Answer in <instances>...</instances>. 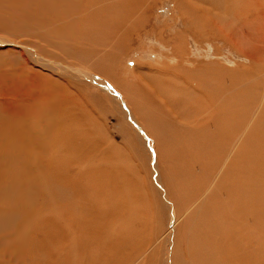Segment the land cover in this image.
I'll list each match as a JSON object with an SVG mask.
<instances>
[{
  "label": "bare ground",
  "instance_id": "bare-ground-1",
  "mask_svg": "<svg viewBox=\"0 0 264 264\" xmlns=\"http://www.w3.org/2000/svg\"><path fill=\"white\" fill-rule=\"evenodd\" d=\"M65 1L0 0V32L5 33L8 31L7 33L10 35L30 34L33 32L38 38L47 36L52 39V43L45 45L43 42L39 43L38 40V43L32 41V35L28 36L29 38L26 42H28L27 44L30 47H34L36 54L26 50L28 55L21 53V58H23L21 61L25 65L24 68L28 67L29 72L35 76L29 77V75L24 73V69L11 65L10 68L13 70L0 72V89H3L2 94L5 93V95L0 94V98L1 96L4 97L3 105L6 108L15 109L20 107L22 111L24 106V109L26 107L30 108L31 113L34 115V117L32 116L33 118L25 119L24 115L27 113H24V118L20 121L22 129L20 131L23 134L4 133L2 135L9 141V148L22 144L20 138H23L22 147H28L29 150H27L33 154L24 155L23 160V165L26 168L25 175L28 176L29 181L27 178L25 180L29 182L28 184H31L26 188L27 192L31 193L30 196L40 194L38 192L40 189L34 184L38 186L44 183L46 173L50 172V169L48 170L47 168L49 162L53 160L54 163L61 164L60 158L68 163L70 162V165H67V170L69 169L68 171L73 176H67L66 179L63 177L64 175L60 174V168L62 169L64 166L59 167L51 162L54 164V168L56 166L59 167L52 173L54 172V175L60 181L58 185L52 188L53 182L58 180L48 181L45 185L47 188L49 187L47 190L51 189V191L50 193L48 192L49 194H44L46 201L51 200L52 203L57 204L61 202L62 198L64 200L70 199L79 208L77 211L74 210L72 215V211H70V214L67 211L71 215H68L70 218L67 217V213H65L66 215L63 214L64 209L62 208L63 211L60 213L65 215L68 220L66 219L63 224L60 223L61 225H58L57 221L55 222L54 218L53 220L51 218V216L58 214L57 207L55 208L56 210L49 208L51 212L48 214L52 221L47 219L46 216L47 222L50 220L56 232L57 230L61 232L62 227L66 229L65 224L76 228V238L68 237L65 240L66 244L71 240L69 246H66L61 240L63 243L62 247L71 246L69 249L70 255L74 258L70 260L62 259V262L67 264H100L99 261L103 256L102 249L111 240L120 242V235L123 231L126 232L128 240H132L135 233L137 241L143 243L141 239L144 235H147L148 241L150 234H158L159 231L165 230L168 232L164 233L163 237L161 236L166 247V254L163 253L165 256L163 264H188L187 261L191 262V264H264V15L262 12L263 16L259 15V12L253 13V18H250L253 19V23L249 26V32L247 30L246 33L242 32L244 28L240 32L238 31L239 28H236L238 32L228 31L230 30L229 28L228 30L218 28L219 30L216 29L215 31L214 22L212 23L213 20L211 19L215 12L210 9L208 10V16H204L200 10L204 8L202 5L201 8H196L190 5L191 2H186L185 7L194 15V20L202 29V35L210 40L220 38L231 50L237 52L239 58L244 62L238 68L221 69L218 65L213 67V65L204 66L202 64L193 69L194 71L189 72L188 70L169 69L174 75L176 72V76L182 74L184 79L186 78L189 82L187 87L192 89L194 95L202 98H200L201 102L203 101L202 103H192L189 106L184 101V105H182L187 109V112L192 113V116L188 117L186 113L176 110L175 105L177 104L167 98L173 96L162 94L165 90L162 87H156L155 79L153 80V78H151L152 80L149 78L150 83H148V87L142 97L139 95L142 103L147 108L145 109L143 106L144 111H140L135 105L131 106L133 100H137V98L134 99L135 96L132 95L129 89L121 93L112 90L110 96L106 91L107 89H101L100 86L94 84L96 78L85 77V74L80 73L82 70L78 67L85 64L88 68L92 67L93 72L96 71L100 76L104 77V79L99 77L98 81L107 82L106 78L109 77L108 74L112 70L110 65L115 64L114 61L116 58L118 59L119 51L123 47L125 48V44L132 37L131 35L142 25L145 14H147L145 13L147 3L155 0H116L119 4L118 7L123 12V16L119 20L110 14L111 9L109 10V8L112 7L113 0H79L80 3H74L77 5H71V3H65ZM223 2L227 3L229 8H231L230 4L234 5L230 0ZM256 3L258 2L256 1ZM262 3H264L263 0ZM32 4H34L33 9ZM57 4L61 5L60 8ZM219 5L221 4H216L214 7L216 12L221 10ZM75 7L78 8L76 9ZM57 9L58 11H56ZM206 10L204 11L207 12ZM226 11L231 12L233 10ZM242 12L244 13V11ZM243 13L241 16H243ZM61 17L64 22H61ZM218 17L219 15L217 14ZM255 20L257 24L254 23ZM249 22L239 18L227 26L238 23L241 26H247ZM104 24L105 28L103 27ZM68 27L74 28L72 32H69L73 33L72 35L69 34L70 36H66L64 33V28L69 30ZM256 28L257 30H255ZM34 29H37V32ZM105 31L110 32L112 36H104ZM103 39H107L108 43L100 42ZM198 42L200 41L198 40ZM244 43L248 44L247 48H245L246 45L244 46ZM172 50L173 54L180 56L185 61L187 57L185 58V54L179 52L178 45H174ZM9 53L14 54L13 51ZM83 54H85L86 58L81 63ZM47 57L52 61L65 63L64 65L66 66L62 67L52 63ZM156 67L151 69L156 70ZM78 70L79 72H77ZM49 73L54 74L58 78L57 87L64 88L62 90L64 92L67 91L66 96H59L56 93V87L54 89L53 85L49 84L48 87L51 90L54 89L53 91H40V88H44L43 85ZM95 75L94 73L91 76L96 77L97 75ZM152 76L154 77V74ZM213 76H215V79H213ZM252 79H254V82H251L253 81ZM29 82H34L33 86H29L30 88L28 89L25 87L27 90L22 87L25 91L19 90L23 84ZM6 84L19 85L18 87H11ZM175 84L174 82L170 86L166 85V83L163 85L164 87L172 88ZM92 85L95 90H88ZM76 89L80 90V95H74ZM180 91L184 92L183 90ZM194 95L192 94L193 98L195 97ZM186 96L188 97V94ZM121 97L124 98L125 104ZM177 98H180V95ZM61 99H63L64 105ZM178 101L180 100L178 99ZM2 102L0 101V103ZM169 111L174 112L175 115L173 117L168 116ZM49 113L51 116L48 115ZM89 113H92V117H89ZM10 114L12 113L10 112ZM61 114L62 116L66 114L65 117L70 116L63 120L72 121L73 126H70L71 130L67 134H65L66 131L64 130L65 133L59 136L56 134L60 133L56 132L61 130L55 131V129L59 124ZM47 115L50 117L45 118ZM114 115L118 120L121 119L119 121L121 124L120 128L124 125L126 131L129 132V137L126 133L123 140L124 144L126 143L125 149L130 150V159L139 158L140 166L143 167L144 173L150 177L151 181L149 180V182L151 185H149L152 187L151 189L154 192L157 190L160 192L161 190L164 193L163 200L166 203H164V207L168 208L171 215L167 225L168 229L164 228V230L158 231L155 229L157 227L148 222V217L150 216L148 209L150 206L147 208V203L145 202V200L149 202V192L146 190L148 186L136 185L129 178L134 175V172L131 169L129 170L128 166H121L122 164L113 162L122 153L118 155L120 149L114 146L113 143V148L111 145L106 144V140L101 136V130H104V121ZM42 122L43 124H41ZM26 123H31L28 131H26ZM67 123L65 122L63 125L68 127ZM44 124H46V127ZM52 126L55 127L53 132L56 134L54 135L51 131V135L48 136L46 132ZM143 128H147V133L143 131ZM159 131L164 132L162 137L158 134ZM32 133L45 137L43 140L47 141L44 142L49 146L51 153L50 151L48 153L50 154L41 153L40 138ZM89 142L94 146H92L93 148L88 147ZM6 145L3 144V147L0 146V148L7 154V160H9L11 151H8V146L5 148ZM68 145L69 149L75 151V155H73L74 164H71L70 160L67 161L69 154L73 152L66 153V149L63 152L66 154L65 159H62V149L64 150L62 147L65 146L67 148ZM18 148L20 147L18 146ZM56 149L58 154L54 159H51ZM24 150L27 151L26 149ZM49 156L50 159L46 162V158ZM122 157L120 158L123 160L126 158ZM1 163L0 177L10 185L12 182L8 180ZM20 163L21 161L16 166L20 165ZM122 163L125 162L123 161ZM151 164L156 166L152 167ZM114 165L119 170H116ZM67 170L66 172H68ZM112 173L117 174L118 177L114 178L111 176ZM50 177L51 175L48 179ZM93 179H97L98 183L96 184L95 182L94 185ZM69 188L72 190L73 196H68L69 193L67 194L66 189ZM41 190H44V188ZM118 195L136 200H129L128 202L125 200L127 202L126 205L124 204L126 208L122 210L124 205L121 208L119 204H116ZM51 201L49 202L51 203ZM69 202H67L68 206L70 205ZM63 205H65L64 202ZM159 205L161 206V203ZM68 206L65 207L68 209ZM41 207L39 203L34 204L32 208L29 207V210L25 211L27 214L23 212V214H26L23 219L36 216L40 213ZM84 208H86V213L85 211L83 213ZM151 209L155 211L153 205H151ZM43 210H46V208H43ZM195 210L197 211L195 212ZM117 211L119 214L123 211L124 216L121 214L119 218H112L113 213ZM184 211L188 214L187 219L185 223L182 220L183 224H179L177 217L180 215L177 217L175 215L183 214ZM0 215H4V209L0 210ZM112 219L116 221L113 220L114 222H112ZM114 227L116 228L115 230ZM88 228L91 230L92 228H95V230L101 229L100 238L104 239V241L99 243L97 238L92 239L91 235V239L87 238ZM180 229L182 234L178 232ZM159 235H163V233H159ZM181 235L187 236V239H181ZM56 236H58V233ZM57 238H60V236L55 237V240ZM155 238L153 237V240ZM89 243H92L96 248L90 247ZM86 244L88 246H84ZM88 248L91 250L88 251ZM49 249L45 254L48 253L49 257H54L57 251L52 249V247ZM57 254L62 258V250H59ZM149 262L151 261L149 260Z\"/></svg>",
  "mask_w": 264,
  "mask_h": 264
},
{
  "label": "rangeland",
  "instance_id": "rangeland-1",
  "mask_svg": "<svg viewBox=\"0 0 264 264\" xmlns=\"http://www.w3.org/2000/svg\"><path fill=\"white\" fill-rule=\"evenodd\" d=\"M71 1L72 0H66L65 3L66 2L67 3H71V5L72 4L73 5H77L78 3H80L79 0H73L72 2ZM195 1L194 0H185V1L184 0H155L153 2L147 3L146 9H145V13H147V14H145V18L143 20L142 25L139 26L137 28V30L131 35L132 37L130 38L128 43L125 44V48L123 47V49L121 51H119V54L117 56L118 59L116 58V60L114 61L115 64H111L110 65L112 70H110L111 72L108 74L109 77L106 76L107 77L106 78L107 82L106 81H98L99 77H100V79H104V77L100 76L95 70H94L95 72H93V68L92 67L88 68V66L86 64L83 65V66H78V67H80L79 69L82 70V72H80V73L85 74V77L87 76V78H90V79L96 78V80L94 79L95 80L94 84L96 86H100L101 89H104V90L107 89L106 91H107V93L110 96H111V91L112 90H114V91L116 90V91H118V93H121L122 91H126V89H129L130 92H132V95L135 96L134 99L137 98V100H138V101L137 100H133V103L131 104V102H130V104H131L132 107L135 105L137 107V109L140 110V111H144V107H145V105L142 103L140 98L142 97V94L145 93L144 91L147 89L148 83H150V79L153 78V80L155 79L154 81L156 83V87L159 86V88L162 87L163 90H165V91L162 92V94L173 96V97H167V98H168V100H170V101H172V102L177 104V105H175L176 110L180 111V112H184V113L187 114L188 117H191L192 113L191 112H187L186 111L187 109H185L184 106H183L184 105V101H185V104H187V106H189L192 103H195V104L200 103L202 98L200 97L201 98L200 99L197 95H194V92L192 91V89L187 87L189 82H188V80H186V78L184 79L182 74L180 76L179 75L176 76V72H175V75H174L171 72V70L172 69H176V70H180V71L181 70L182 71H187L188 70V72H189V71H192L193 69H196L198 67V65H202V64H204V66L213 65V67L215 65H218L221 69L238 68L239 65H242L244 62H243V60H241V58H239V55L237 54V52L231 50V48H229L227 46V44L225 45L224 44L225 42H223L220 38L217 39V40L216 39H211L210 40V39L206 38L204 35H202V29L197 25L196 20H194V15H192L191 11L188 8L185 7L186 4H187L186 2H191L190 5H192L193 7H196V8H201V5H202V7H204L203 8L204 10L207 9L206 10L207 12H205L202 8L200 9L201 12L204 14V16H206V15L208 16V10L212 9L215 12L214 16H211V19L213 20L212 23L214 22L213 23L214 24L213 27H214L215 31L218 28L219 29H226V30H228V28H229L230 30H228V31H235V32L239 31L240 32V30L242 28H244L242 30V32L246 33V30H247V32H249V30H250L249 26H250V24L253 23L252 22L253 19H250V18H253V13L259 12V15H261V16L264 15V3H262V0H234V1L230 0L234 4V5L230 4L231 8L228 7L227 3L223 2L225 0H211V2H210V0H208L209 2L207 0H195ZM204 1H206V2H204ZM256 1L258 3H256ZM75 2L77 4H74ZM115 2H116V0L112 1V4H111L112 7L109 8V10L111 9L110 10V12H111L110 14L112 15V17H115V19L119 20V19L122 18L123 12L118 7L119 6L118 2H116V3ZM263 2H264V0H263ZM34 4H32V9H33ZM216 4H221L222 5V6L219 5L221 7L222 12H221V10H219L218 12L215 11L214 7H215ZM57 5L60 8L61 5L60 6H59V4H57ZM79 5H81V4H79ZM180 6H182V7H180ZM251 6H253V7H251ZM75 8L77 9L78 7H75ZM183 10H185V11H183ZM226 10H233V11L227 12ZM56 11H58V9ZM242 11H244L245 14ZM261 12H262L263 15L261 14ZM242 13H243V16H241ZM217 14L219 15L218 18H217ZM183 15H184V17L182 18ZM49 16L52 17L51 14H49ZM215 18H217V19H215ZM239 18H243V19H245V21L248 20L250 22H249V24L247 26H241L239 23L236 24V25H230L231 27L227 26L228 24H230V23H232L234 21H237ZM60 19H61V22H64L62 17ZM254 23L257 24V21L255 20ZM261 25H263V24H261ZM236 26H238V27H236ZM63 27H64V23H63ZM103 27L105 28V24H104ZM192 28H193V30H191ZM236 28H239L238 31H237ZM72 29H74V28L70 27L69 30H67V28L66 29L64 28V33L66 34V36H70L69 34H71V35L73 34V33H69L70 31L71 32L73 31ZM255 30H257V28ZM34 31L37 32V29H34ZM7 32H5V33L0 32V43H1V45H0V54H2L1 57H0V72L13 70L12 68H10V66L12 65L14 67H20L22 70L24 69L23 70L24 73L29 75V77H34L35 75L33 73L31 74L29 72L28 67L24 68L25 65L21 61L23 59V58H21L22 57L21 53L25 54V55H28V52L26 50L30 51L33 54H36V50L34 49V47L31 46L32 47L31 48L27 44L28 42H26V41H28V38H29L28 36L32 35V37H31L32 41H34L36 43L43 42L45 45H47L48 43H52V39L48 38L47 36L38 38L37 36H35L33 34V32H31L30 34L29 33L28 34H19V35H22V36L15 35V34L14 35H10ZM180 34H182V35H180ZM108 35L112 36L110 34V32L105 31L104 32V36H108ZM195 35H196V37H195ZM201 35H202V39H201ZM180 36H181V38H180ZM187 36L190 37V39H188ZM37 40H38V42H37ZM172 40H174V41H172ZM198 40L200 42H198ZM74 41H75V39H74ZM202 41H204V42H202ZM21 42H23V43H21ZM100 42L108 43V40L107 39H103ZM174 45H178L179 46V52H182V53L185 54V58L187 57L185 59V61H183L180 56L173 54V50L172 49L174 48ZM183 45H184V47H183ZM245 45H246L245 48H247L248 44L244 43V46ZM157 47H158V49H157ZM151 50H153V51H151ZM158 50H159V52L157 53ZM10 51H13L14 54L9 53ZM85 58H86V56H85V54H83L81 63L83 62V60ZM6 59H8V60L6 61ZM47 59L50 60V58H48V57H47ZM50 61L52 63L61 65L62 67L66 66V65H64L65 63H59V62H55V61H52V60H50ZM64 61H67V60H64ZM157 61H159V62L157 63ZM178 62H180V63H178ZM181 63H183V64H181ZM158 64H159L160 68H159ZM147 65H148V67H147ZM140 66H141V68H140ZM156 66H158V67H156ZM155 67H156V70H153V69H155ZM146 68H147V70H145ZM151 68H153V69H151ZM169 69H171V70H169ZM161 70H163V71H161ZM40 71H42V70H40ZM154 71H156V72H154ZM77 72H79V70ZM148 72H150L149 75H147ZM94 73L98 77L96 75H95L96 77L91 76V75H94ZM153 74H154V77L152 76ZM170 75H172V76H170ZM53 76H54V74L49 73L48 74V78H46V79L43 78V79L46 80L45 81L46 85L44 84L43 85L44 88H40V91L50 92V91H53L55 89V87H56V91H57L56 93L59 96H62V95L66 96L67 91L64 92L62 90L64 88H58L57 87L58 84H56V83H58L57 82L58 78L56 76H54V77ZM160 78H161V80L164 83L160 80ZM43 79H41V80H43ZM116 79H118V80L116 81ZM156 79H158V80L156 81ZM213 79H215V76H213ZM252 80L253 81H251V82H254V79H252ZM141 82H142V84H141ZM143 82H144V84H146V83L147 84L144 85ZM174 82L176 83L174 85V87H172V88H168L167 86L164 87L165 83H166V85L170 86L171 84L173 85ZM33 84H34V82L33 83L29 82L27 84H23L20 87L21 89L19 88V90L25 91L28 88H30L29 86H31V85L33 86ZM48 84L51 85V86L53 85L54 89L51 90L48 87ZM6 85H10L11 87H15V86L18 87L19 84H16V85H14V84H6ZM22 87L25 90H23ZM164 88H166V89L168 88L169 90L168 89L166 90ZM179 88H180V90H183L184 92H181L179 90ZM188 88H189V90H188ZM91 89L95 90L93 85L91 87H89L88 90H91ZM2 90L3 89H0V94L1 95H5V93L2 94ZM95 93H97V92H95ZM175 93H177V94H175ZM76 94L80 95V90L79 89H76V93H74V95H76ZM178 94L180 95V98H177V97H179ZM187 94H188V97L186 96ZM192 94L195 96L194 98H193ZM81 95H83V94H81ZM139 95H141V97H139ZM3 98H4L3 96H1V98H0V101L1 102L3 101L2 103H0L1 104L0 105V144L1 145L0 146L3 147V144H7L5 146V148L8 146L7 149H8L9 152L11 151L9 153V156L11 158L9 160H7V154L4 153L2 151V149L0 148V162H2L1 164L3 165V171H4L5 174H7L8 180L10 182H12V183L9 185L6 181H3V178L1 179V177H0V210L4 209V215L3 216L0 215V264H67V263L62 262V259L63 260H70V259L74 258V257H72L70 255V250L69 249H70L71 246L70 247H62V246H63V243L66 244L65 240L68 237L72 238V239L76 238V234H75L76 233V228L73 227L72 225L65 224L66 229H64V227H62V231L61 232H60V230H57V232H56L55 231L56 229L54 230V228H55L54 225L51 224V222H50L51 219H50V215L48 213L51 212L50 209L56 210L55 208L57 207V210H58L57 213L58 214L60 212H62L63 209H64L63 214L67 213V217L70 218L69 216H71L73 214L74 210L77 211L79 208L77 207V205L75 203H72L70 199L69 200H66V199L64 200L62 198L61 202L60 203L58 202L59 204L58 203L54 204V202L52 203V201L49 200V201H51V203H50L49 201H46L44 199V194H49L50 191H51V189L47 190V189H49V187L47 188V186L45 185L48 181L51 182V180L52 181L58 180V181L53 182L54 185H52L51 188L54 187L55 185L59 184L60 180L58 178H56V176L54 175L55 170L58 169L59 167H62V166H64L63 168L64 169L66 168V170H67V168H68L67 165H70V162L68 163V162H66V160H61V158H60L61 164L60 163L57 164V163H54L53 160H52L51 161L52 163H54L55 165L59 166V167L56 166L55 168H54V164L49 162V164H48L49 166L47 168H48V170L50 169L51 174H50V172L47 171L48 173H46V176H45L46 178L44 179V183L41 184V185H38L40 188L36 184H34L38 189H40V190L37 189L38 192H40V194L39 195L35 194V195L30 196L31 193L29 194V192H27L26 188H28L31 184H28L29 182H27L28 176L25 175L26 168L23 165V160H24V155H29V154L33 155V154L31 153V151H28L29 150L28 147H24V148L22 147L23 146V142H24L23 138H20L22 140V144L18 145L20 148H18V146H14L12 148H9V141L7 140L6 137H4L2 135L4 133H7V134H10V133L11 134H13V133L14 134H17V133L18 134H23V132H21L22 129L20 127L21 119L24 118V117H26L25 119H30V118H33L34 115L31 113V109L30 108L28 109L26 107V109H27V111H26V109H24V106L22 107V111L23 112L20 110L21 109L20 107L19 108L18 107L15 108L16 110L15 109H10V108L7 107L8 109H10L8 111L6 106L3 105V103H4V99ZM121 99H122L123 103L125 104L124 98L121 97ZM121 99H120V101H121ZM178 99L180 101H178ZM186 99H187V101H186ZM197 99L199 100L198 102H197ZM61 100H62V104L64 105L65 103H64L63 99H61ZM177 107H179V108H177ZM145 109H147V108L145 107ZM10 112L12 114H10ZM24 113L25 114L27 113V114L24 115ZM170 113H171V115H170ZM23 115H24V117H23ZM48 115H50V113ZM48 115L45 118H48V117L51 116V115L50 116H48ZM88 115H89V117H92V113H89ZM174 115H175L174 112L169 111L168 116L173 117ZM65 116H66V114H63V116L61 114V118H60L59 124H58V126L59 125L60 126L59 127L57 126L58 129L57 128L55 129L54 126L48 128V130L46 132L48 136L51 135V131H52V133L54 135L59 132L60 134H56V135L60 136L62 133H65V131H66L65 134H67L71 130V127L73 126L72 125L73 122L72 121L69 122L67 120L64 121L65 119H67V117H70V116H67V117H65ZM147 119H148V116H147ZM13 120H14V122H13ZM32 120L36 121L34 119H32ZM41 120H43V118H41ZM120 120L121 119L118 120V118L114 115V116H110L106 121H104L105 122V126H104V130H101V136L103 137V139L106 140V144L107 145H111V147L113 148V146H112V143H113L114 146H116L117 148L120 149L118 155H120L122 153L121 155L124 156V158L126 157L123 160V159H121L123 157L120 155L121 158L120 157H118V158L116 157V159L113 162H118V163L122 164L121 166H128V169L129 170L131 169V171L134 172V175L132 177H129V178L131 180H133V182L136 185L139 186L140 184H142L144 186L145 185L148 186V188L146 190L149 192V195L152 194L150 196L148 195L149 202L147 200H145V202L147 203L146 204L147 208H149L148 206H150V208L148 209L150 211V216L148 217L149 224H153L155 227H157L155 229L158 230V231L159 230H164V228L168 229L167 225L169 223L171 215H170V212H169L168 208L164 207L165 204H166L165 201L163 200V194L164 193H162L161 190H160V192H158V190L156 192H154L151 189L152 187L150 186L151 184L149 182L150 177H148L144 173V170L142 169L143 167L140 166L139 158H137V159H132L131 158L130 159V157H131L130 150L125 149L126 148V143L124 144V140H123L125 138L124 136L126 135V133H127V136L129 137V132L126 131V127L124 125H122L121 128H120V125H121L120 122H119ZM62 122L64 124H65V122L66 123L68 122L67 125H68L69 128L64 126ZM60 123H62V124H60ZM41 124H43V122ZM25 125H26V128H27L26 131H28L29 128H30L31 123H26ZM44 126L46 127V124H44ZM53 129H55V131L60 129L61 131H57L55 133V132H53ZM143 131H145V133H147L146 132L147 128H145V129L143 128ZM158 134L162 137L164 135V132L163 131H159ZM33 135L38 137V138H40L39 141H40V144H41L40 145V148L42 150L41 153L42 154H44V153L50 154L51 151L49 149V146L47 145V143H45L47 141L43 140L45 137L44 136L41 137L40 134H33ZM10 145H12V144H10ZM69 145L67 146V148L69 147ZM92 146L93 145L89 142L88 147L90 148ZM46 148H48V149H46ZM62 148H64V150L62 149V153L65 152V149H66V153L73 152V153L69 154V159L67 161L70 160L72 162L71 164H74L73 161L75 159H74L73 155H75V151H73L72 149H69V148L67 149V148H65V146H63ZM24 149H26V150L28 149V150L25 151ZM12 150H13V152H12ZM49 151H50V153H48ZM57 154H58V150L56 149L54 154H53L54 156L51 159H54ZM65 155L66 154L63 153L62 159L65 157ZM50 156L48 158H46V162H47V160L50 159ZM19 161H21L20 165L16 166V164ZM123 161L125 163H122ZM141 163H143V162L141 161ZM136 164H138V165H136ZM134 166H136V167H134ZM155 166L156 165H152V167H155ZM114 167H115L116 170H119V168L116 165H114ZM133 167H134L135 170L133 169ZM63 168L62 169L60 168V174L64 175L63 177L65 179L67 178V176L68 177L69 176H73V174H71L68 171L69 169L67 170L69 172L68 173ZM69 168H70V166H69ZM13 169H15V170L13 171ZM51 169H53V170H51ZM52 171H54V172L52 173ZM50 175H51L52 178L50 177L51 179L50 178L48 179V177ZM52 175H54V176H52ZM111 176H113L114 178L118 177V175L114 174V173H112ZM25 178H27V180H25ZM93 181H94V185H95V182H96V184L98 183L97 179H93ZM25 182H27V183H25ZM200 183H201V181H200ZM21 185H23V186H21ZM42 187L44 188V190H41V189H43ZM141 189H143V188H141ZM66 191H67V194L69 193L68 196H71V195L73 196V192H72V190L70 188L66 189ZM152 197H155V198L152 199ZM158 197H160V198H158ZM126 198H128V199H126ZM125 200H127V202H128L129 200H133L134 201L136 199L118 195L116 197V204H119L121 206V208H122V205H124V204L126 205V203H127ZM68 201H70L69 202L70 203L69 206H68V203H67ZM63 202H64L65 205H63ZM36 203H39V205L42 206L44 209L46 208L47 211L43 210V208L41 207L40 209L43 212L40 210V213H39L40 215L37 214L36 216L35 215L31 216L32 219H31V217H29L27 219H23V217H25L26 214H27L25 211H28L29 207L32 208L33 205L36 204ZM160 203H161V206L159 205ZM77 204H78V202H77ZM50 205H53V206H50ZM125 205L123 206L122 210H124L126 208ZM151 205H153V208H155V211L151 209ZM65 206L66 207L68 206L69 208L67 209ZM59 209H60V211H59ZM71 209H73V210H71ZM67 211L69 212V214L71 213L70 211H72L71 215H69ZM84 211H85V213L87 212L86 208L83 209V213H84ZM196 211L197 210H195V212ZM23 212H25L26 214H23ZM155 212L157 213L156 215H155ZM114 213H113V217L112 218H115V217L119 218L120 217L119 215L123 214V211L120 214H119L118 211L116 212L117 214L116 213L114 214ZM58 214L54 215V216H51L52 220L54 218L55 222L57 221L58 225L63 224L64 221H66V219L68 220V218L65 216L66 214L63 215L62 213H60L61 215L59 214V216H58ZM187 215L188 214H186V211H184L183 214H180V213L176 214L175 217L179 216V217H177V220L179 221V224H183L182 220L185 223V221L187 219ZM46 216H47V219H50V220H48V222H47ZM122 216H124V214ZM151 217H152V219H151ZM149 219H151V220H149ZM113 220L116 221L115 219H112L111 221L114 222ZM48 223H50V224H48ZM46 224H48V225H46ZM179 224H178V226H179ZM99 226H102V225H99ZM42 227H43V229H41ZM115 229L116 228L114 227V230ZM96 230H95V228H92V230L90 228H88L87 238L88 237L90 238V235H91L92 239H95V237H96L97 241L99 243H102L104 241V239L100 238V234H101L100 230L101 229L100 230L96 229ZM164 231H159V233L160 234L163 233V235H159V233L158 234L157 233L156 234L155 233L150 234L149 235L150 238H149L148 241H147V235L146 236L144 235V237L141 239L143 241V243H140V242L137 241L135 233H134L133 239L132 240H128L127 237H126V232L123 231L121 233V235H120L121 236V239H120L121 241L120 242L117 241V240H111V242H109L102 249L103 256L101 257L99 262H100V264H110V263L111 264H127V263L128 264H163V261L165 259V256H164L163 253L166 254V251H165L166 247H165V243H163L164 239L162 237L166 234V232H168V231H165V232ZM178 232H180V234H182V230L181 229ZM34 233H36V234L39 233V234L36 235ZM57 233H58V236H60V238H57V240H55V237H58V236H56ZM89 233H91V234H89ZM40 234L41 235L44 234V235L41 236ZM70 234H72V235H70ZM145 234H146V232H145ZM181 236H182L181 239H183V240L187 239V236H184V235H181ZM189 236H190V233H189ZM153 237H156V238L153 240ZM33 238H34V240H33ZM43 238H45V239H43ZM42 239H43V241H42ZM35 240H36V242H35ZM61 240H63V243H62ZM33 241H34V243H33ZM159 241H160V243L161 242L162 243L160 244ZM70 242H71V240L66 244V246H69ZM89 245L93 249L96 248V246H93L92 243H89ZM84 246H88V244H86ZM50 247H52V249L56 250L57 253H58L59 250H62V258L59 257V255L57 253H56V255L54 257H49L48 253L45 254L47 252V250H50L49 249ZM85 250L87 252L86 248H85ZM89 250H91V249L88 248V251ZM142 252H144V253H142ZM148 253H150V254H148ZM47 255H48V257H47ZM162 256H163V258H162ZM149 260L151 262H149ZM187 263L191 264V262H189V261H187Z\"/></svg>",
  "mask_w": 264,
  "mask_h": 264
}]
</instances>
